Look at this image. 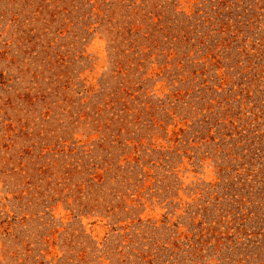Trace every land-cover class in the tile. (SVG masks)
I'll list each match as a JSON object with an SVG mask.
<instances>
[{
  "label": "rangeland",
  "instance_id": "374dc122",
  "mask_svg": "<svg viewBox=\"0 0 264 264\" xmlns=\"http://www.w3.org/2000/svg\"><path fill=\"white\" fill-rule=\"evenodd\" d=\"M0 264H264V0H0Z\"/></svg>",
  "mask_w": 264,
  "mask_h": 264
}]
</instances>
